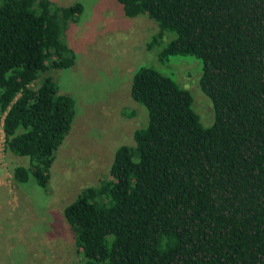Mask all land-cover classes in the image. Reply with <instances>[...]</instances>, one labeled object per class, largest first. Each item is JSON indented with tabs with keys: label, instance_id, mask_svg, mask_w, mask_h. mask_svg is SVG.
<instances>
[{
	"label": "trees",
	"instance_id": "trees-1",
	"mask_svg": "<svg viewBox=\"0 0 264 264\" xmlns=\"http://www.w3.org/2000/svg\"><path fill=\"white\" fill-rule=\"evenodd\" d=\"M115 1L157 26L147 50L172 33L160 58L198 61L213 122L201 127L171 78L138 68L129 97L144 125L107 178L62 210L80 264H264V0ZM81 11L0 0V130L3 153L25 159L12 168L17 183L31 176L44 189L68 134L74 100L40 77L72 67L63 36Z\"/></svg>",
	"mask_w": 264,
	"mask_h": 264
},
{
	"label": "rangeland",
	"instance_id": "rangeland-1",
	"mask_svg": "<svg viewBox=\"0 0 264 264\" xmlns=\"http://www.w3.org/2000/svg\"><path fill=\"white\" fill-rule=\"evenodd\" d=\"M52 1L82 7L77 22L63 36L74 55L72 67L40 77L49 75L58 91L74 100L75 114L44 189L31 176L23 184L13 180V166H23L25 159L3 153L0 130V264L81 263L62 210L83 188L107 178L115 150L131 145L132 133L144 125V108L129 97L131 77L138 68H152L171 78L190 94L201 127L213 122L211 103L198 88V61L191 56L160 58L174 34L163 33L147 50L157 26L145 16L125 17L115 0Z\"/></svg>",
	"mask_w": 264,
	"mask_h": 264
}]
</instances>
